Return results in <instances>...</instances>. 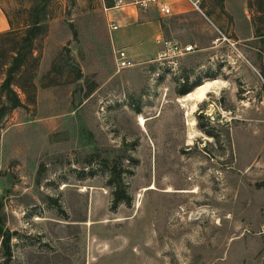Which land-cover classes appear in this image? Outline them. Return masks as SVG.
I'll list each match as a JSON object with an SVG mask.
<instances>
[{
  "label": "rangeland",
  "instance_id": "obj_1",
  "mask_svg": "<svg viewBox=\"0 0 264 264\" xmlns=\"http://www.w3.org/2000/svg\"><path fill=\"white\" fill-rule=\"evenodd\" d=\"M194 1L196 14L164 19L166 40L203 51L143 71L134 89L105 46L104 0H53L25 78L35 94L16 89L25 107L0 122V222L13 235L11 260L0 236V264H264V69L250 67L264 64V0H249L247 43V14ZM31 7L0 0V111L6 43ZM214 78L226 88L199 107L190 144L177 92ZM113 170L131 198L116 209Z\"/></svg>",
  "mask_w": 264,
  "mask_h": 264
},
{
  "label": "crops",
  "instance_id": "obj_2",
  "mask_svg": "<svg viewBox=\"0 0 264 264\" xmlns=\"http://www.w3.org/2000/svg\"><path fill=\"white\" fill-rule=\"evenodd\" d=\"M106 1H104L103 5L105 46L109 51L112 52L126 50L129 56L136 62L137 66L133 69H130L128 72V75L135 79L132 81L131 85L134 89H136V86L138 85L136 78H139V75L142 74L143 71L146 70L147 72L151 73V69L154 70V68H163L166 66L164 62H157L155 60H157L158 54L162 49L161 42L167 41L165 34L166 30L164 28V19L168 17L162 16L158 12L156 7L144 11L135 6H129L122 10H112L106 12L105 6L108 8H113L112 6H114L116 0ZM126 1L131 2L133 0ZM160 1L161 3L168 5L172 9L173 15L170 17L184 18L188 15L197 13L196 9L193 8V5L188 0ZM225 5L227 11L232 16L235 17V13H238L239 11L243 13V16H246L249 7V0H225ZM247 15L248 16L246 17H242V19L246 23V25L249 23V37L241 38L239 42H250L254 36V25L251 20V16L249 14ZM205 19L207 18L205 17ZM112 24L119 26L120 30L117 32H111L110 27ZM207 27L210 26H208L207 24ZM177 40L181 41L184 44L183 46H193L195 48V53L190 54L186 57L195 56L197 53L203 51L198 48L197 43L193 42L188 35H184L178 39H174V41L178 42ZM250 67L254 68L255 70H262L264 69V64H262V67L260 68L255 67L252 64ZM157 71L160 72L161 69H158ZM190 85H192V80Z\"/></svg>",
  "mask_w": 264,
  "mask_h": 264
},
{
  "label": "trees",
  "instance_id": "obj_3",
  "mask_svg": "<svg viewBox=\"0 0 264 264\" xmlns=\"http://www.w3.org/2000/svg\"><path fill=\"white\" fill-rule=\"evenodd\" d=\"M52 2L53 0H32V7L30 8L28 19L26 20V30L19 33L18 37L13 42L6 43L8 46L5 49L8 50L7 53L9 55L7 62L8 70L6 72L7 78L4 81L1 89L5 94L7 101L5 103V107H3L0 111V122L8 112L25 107V104L23 103L16 89L21 90L27 96L30 95V91H33L35 94V75H32L30 78L28 77V80L25 78L29 75L32 63H36L34 68L37 66L38 59L35 58L36 46L38 40L48 32V21L50 16L49 9ZM219 2L224 5L225 0H219ZM9 23L11 26H14L11 20H9ZM256 33L257 37L264 38V34H262L258 27H256ZM12 34L13 32H8L1 34V36L4 40H6L7 38L11 37ZM213 80L217 79L214 78ZM202 85V82H198L193 87L180 88L177 93L180 97H185L193 93L195 89ZM201 130L206 132L203 126H201ZM206 133L208 134V132ZM208 135L212 137L211 134ZM124 174L125 172L123 171L117 173V171L113 170V172H111L110 184L115 189L113 193L115 209L123 202H125L127 205L131 204V198L128 196L124 186ZM0 236L3 238L2 245L5 247V249L7 248V255L9 260H11L13 257L11 251L13 235L4 231V226L1 222Z\"/></svg>",
  "mask_w": 264,
  "mask_h": 264
},
{
  "label": "built area",
  "instance_id": "obj_4",
  "mask_svg": "<svg viewBox=\"0 0 264 264\" xmlns=\"http://www.w3.org/2000/svg\"><path fill=\"white\" fill-rule=\"evenodd\" d=\"M188 1L195 9L199 10L200 2L194 0ZM129 6H135L144 11L156 7L158 12L164 17H170L173 15L172 9L168 5L161 3L160 0H133L131 2H127L126 0H116L114 7L108 8L105 6V11L109 12L112 10H122ZM110 28L111 32H117L120 30V27L115 24H112ZM161 46L163 49H161L157 60L155 61L164 63L167 62L170 66L177 65L176 62H174L175 60L195 53V48L193 46H183L179 43L163 41L161 42ZM115 61L117 69L120 72L133 69L137 66L136 62L129 56L126 50L115 51Z\"/></svg>",
  "mask_w": 264,
  "mask_h": 264
},
{
  "label": "bare ground",
  "instance_id": "obj_5",
  "mask_svg": "<svg viewBox=\"0 0 264 264\" xmlns=\"http://www.w3.org/2000/svg\"><path fill=\"white\" fill-rule=\"evenodd\" d=\"M224 88H226L225 82L219 80L210 81L179 100L182 107L187 109V121L190 128L188 139L190 144L197 138L196 126L198 122L195 119V115L199 111V107L207 102L209 95L219 94Z\"/></svg>",
  "mask_w": 264,
  "mask_h": 264
},
{
  "label": "water",
  "instance_id": "obj_6",
  "mask_svg": "<svg viewBox=\"0 0 264 264\" xmlns=\"http://www.w3.org/2000/svg\"><path fill=\"white\" fill-rule=\"evenodd\" d=\"M196 90V89H195Z\"/></svg>",
  "mask_w": 264,
  "mask_h": 264
}]
</instances>
